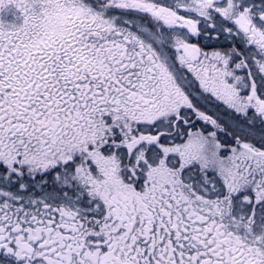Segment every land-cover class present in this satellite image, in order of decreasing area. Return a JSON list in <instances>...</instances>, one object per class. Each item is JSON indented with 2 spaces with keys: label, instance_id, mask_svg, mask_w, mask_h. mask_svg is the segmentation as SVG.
<instances>
[{
  "label": "snow or ice",
  "instance_id": "obj_1",
  "mask_svg": "<svg viewBox=\"0 0 264 264\" xmlns=\"http://www.w3.org/2000/svg\"><path fill=\"white\" fill-rule=\"evenodd\" d=\"M0 264H264V0H0Z\"/></svg>",
  "mask_w": 264,
  "mask_h": 264
}]
</instances>
